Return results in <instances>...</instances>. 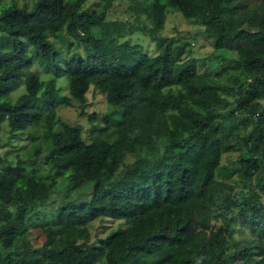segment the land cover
Masks as SVG:
<instances>
[{"label": "trees", "instance_id": "1", "mask_svg": "<svg viewBox=\"0 0 264 264\" xmlns=\"http://www.w3.org/2000/svg\"><path fill=\"white\" fill-rule=\"evenodd\" d=\"M86 1L36 0L32 9L14 1L0 11V149L5 121L14 131L44 122L53 170L47 181L36 160L0 158V264H264V0H131L134 20L111 18L116 0L100 11ZM171 12L213 38L228 82L212 68L201 72L186 58L188 43L162 33ZM136 31L155 53L128 40ZM62 33L86 55L61 60L52 38ZM36 62L68 76L69 95L33 71ZM92 86L110 111L85 110ZM74 101L91 124L88 139L59 121V107ZM230 152L238 155L225 164ZM65 174L74 187L93 184L90 202L50 206ZM39 214L45 238L35 247ZM100 217L126 226L88 245Z\"/></svg>", "mask_w": 264, "mask_h": 264}, {"label": "rangeland", "instance_id": "2", "mask_svg": "<svg viewBox=\"0 0 264 264\" xmlns=\"http://www.w3.org/2000/svg\"><path fill=\"white\" fill-rule=\"evenodd\" d=\"M16 1L18 4L30 5L33 8V4L36 0H2V5L0 6V11L3 7L7 6V3H13ZM255 2H260L261 0H254ZM105 0H87L83 8L90 10H102L105 4ZM135 3L131 0H116L111 10L109 11L112 19H131L134 20V15L129 11V7ZM162 33L170 37H177L180 40L186 41L188 43L187 59H197L200 62L199 69L204 71L206 68H212L214 72H219V81L224 83L228 82V72L224 70V53L215 50V45L213 38L205 33L204 27L195 22L192 19H188L183 16L180 12H171L168 15V19L163 29ZM5 31H0V44L5 41ZM53 42L58 48L59 55L69 56L74 53H79L83 56L86 55V51L83 47L78 45V42L72 39L70 36H66L64 33L58 35V37L52 38ZM128 40L132 44H141L150 53H155L157 51L156 44L151 40L150 36L141 32L136 31V33L129 36ZM64 57L61 60H64ZM230 62V61H229ZM33 71L39 73L43 80L50 81L55 79V75L49 72L45 66L36 62L32 67ZM224 70V71H223ZM222 71V72H221ZM57 79V85L60 87V96H67L70 92V82L68 76H62ZM26 91L25 85H22L17 90L11 94V100L17 101L18 97ZM88 102L85 106V110L89 113L99 112L102 115L106 111H110L111 108L107 103V98L104 94L100 93L93 86L87 94ZM118 111V115L121 113V107H112ZM81 105L77 101L73 104H63L57 110L59 121L70 122L75 125H79L83 128L84 136L89 138V130L91 124L87 117H82L80 115ZM56 127H60V122H57ZM1 138L3 146L0 149V158L7 159L9 162L17 163L19 159L23 160H36V167L47 181L51 179L52 168L51 165L45 162V155L47 149L52 146V140L49 136L47 126L44 122L36 125H30L26 129L13 130L7 121L2 124ZM41 147L42 152L39 157L35 156V150ZM237 152H230L224 155L223 162L225 164L229 163V158L235 159L237 157ZM134 156L130 155L128 161H133ZM4 164L0 162V169ZM237 177L231 179L235 181ZM93 197V184L86 183L80 187H74L70 181L68 174L61 176L54 188L53 193L50 197V206H61L64 203H71L82 205L84 203L90 202ZM13 210L18 215L20 213L21 206L18 203L11 204ZM46 214L49 215L48 209H45ZM39 215H35L30 226L29 239L35 247H41L44 242V234L42 232V224L44 220L40 218ZM126 222L124 219H113L108 217H100L92 221L89 225L91 232V239L88 241V245H99L100 240L113 231L125 227ZM239 232L238 237H245L247 234L244 230L238 226ZM99 264H108L105 259L101 260Z\"/></svg>", "mask_w": 264, "mask_h": 264}]
</instances>
